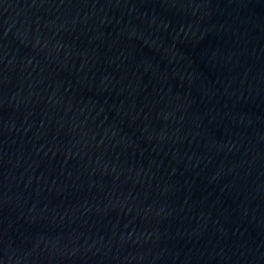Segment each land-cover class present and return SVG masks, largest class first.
<instances>
[{"label":"water","instance_id":"obj_1","mask_svg":"<svg viewBox=\"0 0 264 264\" xmlns=\"http://www.w3.org/2000/svg\"><path fill=\"white\" fill-rule=\"evenodd\" d=\"M0 264H264V0H0Z\"/></svg>","mask_w":264,"mask_h":264}]
</instances>
